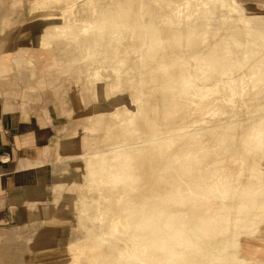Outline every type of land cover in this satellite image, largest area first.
<instances>
[{"label": "bare ground", "instance_id": "1", "mask_svg": "<svg viewBox=\"0 0 264 264\" xmlns=\"http://www.w3.org/2000/svg\"><path fill=\"white\" fill-rule=\"evenodd\" d=\"M217 5L216 0H117L98 15L87 7V20L77 17L72 23L79 32L89 26L90 37L129 31L140 38L129 45L131 59L120 49L107 56L112 69H132L118 80L117 93L131 90L136 123L149 131L127 138L116 128V149L130 151L133 160L114 167L111 193L117 201L110 207L128 213L134 237L144 248L160 250L161 264H240L227 251L238 247L228 238L256 237L264 224V188L258 189L263 182L252 176L264 152V25L254 16L223 18ZM191 15L200 20L198 26ZM71 54L80 58L85 52ZM219 79L227 91H204V82L220 89ZM98 163L107 164L102 158ZM222 167L230 175L223 179L229 187L214 206L190 187L203 190L207 176ZM244 179L249 188L235 186ZM106 252L112 256V250Z\"/></svg>", "mask_w": 264, "mask_h": 264}, {"label": "rangeland", "instance_id": "2", "mask_svg": "<svg viewBox=\"0 0 264 264\" xmlns=\"http://www.w3.org/2000/svg\"><path fill=\"white\" fill-rule=\"evenodd\" d=\"M15 1L1 0L8 9L21 13V16L16 17L17 20L6 15L4 20L11 19L10 25L6 24V27L17 22L14 26L17 27L13 29L25 28L28 32L29 27L37 23L38 30H41L38 32L41 40L42 33L50 26L49 33L53 34L56 42L55 50L63 51V55L71 62H86L87 83L93 81V75L96 74L101 84V95L98 97L101 103L96 106V117L86 118L81 111H87L96 102L88 93L83 96V103H80V91L74 88L71 79L72 75L77 74L76 70L70 73L52 71L48 68L52 59L44 57L47 53L44 52L43 46L40 48L38 45H33L29 51L28 55L38 53L41 59L38 66L46 73L42 91L50 93L46 101L51 104L54 123L60 129L53 160V173L45 179L39 177L42 184V180L49 181V186L38 184L40 186L38 191L32 194V201L28 202L31 204L30 207L26 206L23 213V215L30 214L32 218H29L31 223L21 224V230L29 232L32 235L31 238L37 235L36 240L31 239V244L35 243L38 249L33 244L31 249L34 251L37 249L39 255L35 254L37 256L32 257L31 264H161L157 257L162 252L144 248L140 240L134 237L128 213L110 207L117 201L111 193L114 187L112 181L114 167L119 161L127 163L133 160L130 151L116 149V128V133L120 130L127 138L149 131L136 123L138 104L131 90L124 87L119 91L120 93H117L120 86L118 80H123L132 69H112L108 64L107 56L115 49H120L131 59L133 52L129 45L139 42L140 38L129 31L116 33L112 37H90L89 26L82 32L72 28V23L77 20V17L84 18H81L83 21L87 20L85 10L87 7H93L94 14L98 15L102 6L113 4L117 0H38V6L30 0H25L20 5H17ZM216 1L218 14L223 18L229 19L235 15L255 17L252 12L244 11L245 6L240 0ZM246 11L249 10L246 9ZM190 18L195 25H199L200 20L195 15H191ZM256 18L258 21L261 20L259 17ZM260 22V25L264 24V19ZM74 50H83L85 55L77 58L71 54ZM202 70L213 71L214 69L203 67ZM217 82L220 89L213 90L208 87V83L204 82V91H208L209 94L211 91L213 93L227 91L225 80L219 79ZM21 84L23 86V83ZM21 97L26 102L42 100L41 97L36 99L35 95L30 96L25 92ZM55 102L60 103L62 108H67V112L56 110ZM130 109L134 113L129 112ZM178 121L179 119H176L175 122ZM89 125L96 126L95 131H88ZM175 141L176 144L179 143L178 138ZM260 154L262 165L260 164L259 170H254L252 176L262 180L263 185H260L258 189H263L264 152L260 151ZM171 157L173 166L181 171L182 166L178 156L171 153ZM99 158L106 160V166L99 165ZM210 176H207V183L203 190L196 184L191 185L190 190L198 194L204 192L207 198L213 200L214 206H217L224 201L222 197L225 196L224 193L229 187L227 182L224 184L223 179H228L230 175L227 167H222L219 172ZM234 184L241 189L250 187L247 179ZM41 188H44V191H41ZM118 198L120 202L125 199L123 195ZM65 200L69 202V207L62 211L61 203ZM46 233L48 236H45ZM45 237L53 239V249L48 254L42 250L45 248ZM245 238L244 236L228 238V242L238 247H230L227 251L240 264H264L263 257L252 253L247 255L242 249ZM22 241L26 243L27 238ZM108 250L113 251L110 257L106 252ZM28 253L27 249L22 256L32 255Z\"/></svg>", "mask_w": 264, "mask_h": 264}, {"label": "crops", "instance_id": "3", "mask_svg": "<svg viewBox=\"0 0 264 264\" xmlns=\"http://www.w3.org/2000/svg\"><path fill=\"white\" fill-rule=\"evenodd\" d=\"M24 1L16 0L15 3L20 5ZM240 1L249 10L244 8L245 12H252L263 21L264 13L259 12H264V0ZM30 2L38 6V0ZM6 15L17 20L16 17L21 16V13L8 9L0 0V264H31L32 257L38 252L35 243L32 244L37 248L36 251L31 249V239L36 240L37 235L31 238L29 232L21 230V224L31 223L29 218H32L29 213H23L26 206L31 205L28 202L32 201V194L40 186H44L43 184L49 186V181L42 180V184L39 179H45L53 173L60 129L54 123L53 108L46 101L50 93L42 91L46 73L38 66L41 59L38 53L28 55L29 51L33 45L40 48L43 46L47 53L44 57L52 59L48 64L52 71L70 73L76 70L77 74L72 75L71 79L74 88L80 91V103H83V96L88 93L96 102L87 111H81L86 118L96 117V106L101 103L98 98L101 95V84L96 74L93 75V81L87 83L86 62H71L63 55V51L55 50L56 42L53 34L49 33L50 26L42 33L40 40L38 32L41 30H38L37 23L30 26L28 32L25 28L13 29L17 27H14L17 22L6 27V24L11 23L9 18L4 20ZM23 92L30 96L35 95L36 99L41 97L42 100L23 101ZM57 102L54 103L55 109L67 112V108H62ZM87 129L93 132L96 126L89 125ZM40 190L44 191V188ZM68 207V201L61 203L62 211ZM45 236H48L47 233ZM24 238H27L26 243L22 241ZM244 241L242 249L247 255L252 253L264 258V227L259 237L245 238ZM44 243L45 248L42 250L45 254L52 252L53 239L45 237ZM27 249L28 254L32 255L23 257Z\"/></svg>", "mask_w": 264, "mask_h": 264}]
</instances>
